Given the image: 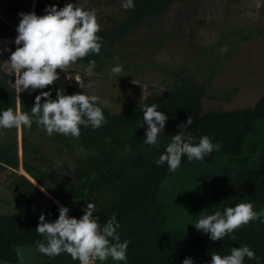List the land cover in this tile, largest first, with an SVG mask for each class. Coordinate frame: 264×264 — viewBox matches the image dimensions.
<instances>
[{
  "label": "trees",
  "instance_id": "trees-1",
  "mask_svg": "<svg viewBox=\"0 0 264 264\" xmlns=\"http://www.w3.org/2000/svg\"><path fill=\"white\" fill-rule=\"evenodd\" d=\"M188 1L134 0L133 9H123V20L109 29L101 26L97 33L102 38L100 53L78 60L73 66L87 68L89 61L94 60V73H98L107 61L118 57L123 48L121 42L145 20L158 18L176 2ZM52 5L57 10L64 7L60 0H35L33 12L43 16L45 8ZM10 9L16 10L14 6ZM16 32L0 17V42L12 41ZM222 64L213 62L206 77L199 81L184 76L185 67L165 71L178 75L179 81L141 101H126L117 113L97 102L107 122L95 130L81 126L78 139L57 133L49 137L42 126L33 122L30 130L20 129L21 162L17 129H0V172H8L4 179L7 195L0 192V210L3 205L11 210L0 212V262L17 263L18 250L28 247L38 249L39 264H79L67 253L55 257L42 254L36 242L46 241L36 227L41 214L46 222L58 219L61 206L69 209L70 218L80 219L82 210L91 202L96 205L93 215L100 223L116 216L120 242H128L126 261L109 257L96 264H182L185 258H191L194 264H211L213 253L223 257L232 248L245 245L254 251L259 264H264V223L260 220L217 241L194 227L203 216L218 210L223 214L226 207L240 203H252L257 213L264 211V95L249 108L204 111V100H218L216 94L207 93L222 71ZM132 68L138 66H126L125 73L115 77L124 81ZM14 80L12 73L0 70V113L7 108L16 110V94L8 83ZM58 90L65 95L91 96L70 83L56 81L45 89L20 93L21 110L30 114L37 95L50 91V98L55 100ZM236 91L225 90L223 101H229ZM153 103L168 117L164 133L154 147L144 143L147 125L143 122L144 107ZM188 117L192 124L186 132L194 137V144L208 136L221 147L203 161H189L185 155L180 167L171 172L166 162L158 165L156 161L165 153L171 137L180 132L178 125H186ZM41 140L49 145L47 152ZM62 155L69 158L72 166L66 162L55 165V157ZM18 168L32 181L17 173ZM244 264L257 261L245 257Z\"/></svg>",
  "mask_w": 264,
  "mask_h": 264
},
{
  "label": "clouds",
  "instance_id": "clouds-1",
  "mask_svg": "<svg viewBox=\"0 0 264 264\" xmlns=\"http://www.w3.org/2000/svg\"><path fill=\"white\" fill-rule=\"evenodd\" d=\"M134 7V0H123L122 8L125 11ZM45 13L37 16L33 7L27 14L18 13L21 19L16 28L18 35L14 44L19 47L6 62L15 77L14 83H8L15 91L17 106L15 111L7 108L0 113V129L26 127L30 130L35 122L45 129L49 137L57 133L78 139L81 126H91L95 130L107 122L101 108L96 106L100 97L82 93L65 95L58 90L56 99L52 100L50 91H42L35 97L29 114L21 110L20 93L54 85L60 79L57 69L67 73L78 60L91 54L98 55L102 47V38L97 35L101 25L97 21L95 9L88 11L71 3L59 10L56 5L46 7ZM228 51L227 46L220 49L222 54ZM95 67L96 62L90 60L86 73L94 75ZM121 72L122 67L117 65L111 69L110 75L119 76ZM157 108V104L153 103L143 109V122L147 125L144 143L153 147L163 135L168 119ZM191 124L192 119L188 117L186 125H178L180 132L171 137L165 153L156 161L158 165L166 162L169 171L175 172L185 155L189 161H203L214 150H220L221 145L213 144L208 136H202L199 143L194 144V137L186 132ZM58 211V219L54 222H46L43 214L39 217L36 232L46 242L36 243L42 254L55 257L67 253L79 264H96L97 260L104 262L109 257L113 261H126L128 242H120L117 232L120 225L114 214L105 223H100L99 218L93 215L96 205L91 202L82 210L80 219L70 218L67 207L61 206ZM256 220L264 223V211L257 213L252 203H240L235 207H226L223 214L218 210L203 216L194 227L197 231L210 234V240L217 241ZM245 257L259 264V258L247 245L234 247L229 255L223 257L213 253L211 264H244ZM182 264H194V261L185 258Z\"/></svg>",
  "mask_w": 264,
  "mask_h": 264
},
{
  "label": "rangeland",
  "instance_id": "rangeland-1",
  "mask_svg": "<svg viewBox=\"0 0 264 264\" xmlns=\"http://www.w3.org/2000/svg\"><path fill=\"white\" fill-rule=\"evenodd\" d=\"M33 2L34 0H0V17L17 28L21 19L18 13H29ZM60 2L64 6L71 3L88 11L95 9L97 19L105 29L123 20L124 12L119 0ZM11 6L16 10L12 11ZM151 21L154 23L150 27ZM17 35L16 32L12 41L0 42L1 71L12 73L6 62L19 47L14 44ZM153 43L157 45L153 46ZM121 46L123 48L120 49L118 57L107 61L104 69L98 73L89 76L86 68L82 66H73L67 73L57 69L60 76L57 81L61 84L70 83L91 96L100 97V106L117 113L126 101H141L150 93L158 94L179 81L178 75L165 71L185 67L184 76L199 81L206 77L213 62L221 61L223 69L212 81L207 93L210 96L216 94L218 100H204V111L249 108L264 95V0L176 2L158 18L145 20L121 42ZM224 46L229 51L222 54L220 49ZM117 65L122 67L119 75L125 73L126 66L138 68H132L128 78L121 81L115 75L107 76ZM228 89L237 91L229 101H223L222 93ZM16 140L21 162L23 156L20 129H17ZM41 141L44 151L47 152L49 145L46 141ZM62 162L72 166L67 156L55 157L56 166H60ZM17 173L30 180L21 168H18ZM7 174L8 172H0V192L6 195L4 179ZM9 211L11 210L6 205L1 206L0 212ZM39 260L38 249L24 247L18 250L17 263L0 264H39Z\"/></svg>",
  "mask_w": 264,
  "mask_h": 264
},
{
  "label": "built area",
  "instance_id": "built-area-1",
  "mask_svg": "<svg viewBox=\"0 0 264 264\" xmlns=\"http://www.w3.org/2000/svg\"><path fill=\"white\" fill-rule=\"evenodd\" d=\"M0 53H1V50H0Z\"/></svg>",
  "mask_w": 264,
  "mask_h": 264
}]
</instances>
